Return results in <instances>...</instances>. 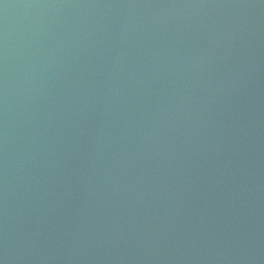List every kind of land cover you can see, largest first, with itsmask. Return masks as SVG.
<instances>
[{"label": "water", "instance_id": "obj_1", "mask_svg": "<svg viewBox=\"0 0 264 264\" xmlns=\"http://www.w3.org/2000/svg\"><path fill=\"white\" fill-rule=\"evenodd\" d=\"M0 264H264V0H0Z\"/></svg>", "mask_w": 264, "mask_h": 264}]
</instances>
